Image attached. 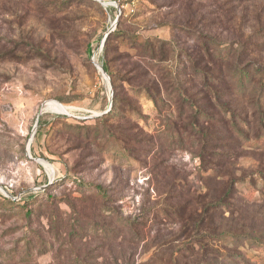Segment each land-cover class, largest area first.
Returning a JSON list of instances; mask_svg holds the SVG:
<instances>
[{
  "label": "rangeland",
  "instance_id": "rangeland-1",
  "mask_svg": "<svg viewBox=\"0 0 264 264\" xmlns=\"http://www.w3.org/2000/svg\"><path fill=\"white\" fill-rule=\"evenodd\" d=\"M101 1L0 0V264H264V0Z\"/></svg>",
  "mask_w": 264,
  "mask_h": 264
},
{
  "label": "trees",
  "instance_id": "trees-1",
  "mask_svg": "<svg viewBox=\"0 0 264 264\" xmlns=\"http://www.w3.org/2000/svg\"><path fill=\"white\" fill-rule=\"evenodd\" d=\"M110 34H108L109 36ZM239 43V48H234L233 45L230 44L229 48L226 46L228 45H218L216 46V51L214 50L213 53L210 54V56L213 59L214 63V69L208 71H204V74H212L215 75L219 71L222 72V66L224 65L223 60L227 59L225 64L227 63V67L229 71L227 70V77H230L231 80L229 81V85H231V91H235L238 86L241 87V89H245L247 91H250L251 89L254 88V86L258 83V81L261 79L259 75H261V70H260V64L258 58L255 56V49L247 44V42H237ZM235 44V43H232ZM105 66V64H104ZM264 71V68H263ZM214 79H218L219 75L214 76ZM262 80V79H261ZM204 114V113H203ZM209 209H205V213L201 215H195L193 214L191 218V222H194L193 224L196 227V232H200L201 229L206 225H204L205 220L208 217ZM214 234H219L217 230L212 229L209 231L208 235L205 237L207 240L211 235ZM201 247L202 249H207L208 244H205L201 242ZM262 249L264 250V246H262ZM225 254H221V263L226 260ZM129 262L132 261L131 258H128ZM171 260L169 259V263Z\"/></svg>",
  "mask_w": 264,
  "mask_h": 264
},
{
  "label": "built area",
  "instance_id": "built-area-1",
  "mask_svg": "<svg viewBox=\"0 0 264 264\" xmlns=\"http://www.w3.org/2000/svg\"><path fill=\"white\" fill-rule=\"evenodd\" d=\"M110 1L112 2V4L110 5L115 6L120 13H122L123 10H127L130 7L133 10V6L137 2V0H110Z\"/></svg>",
  "mask_w": 264,
  "mask_h": 264
},
{
  "label": "water",
  "instance_id": "water-1",
  "mask_svg": "<svg viewBox=\"0 0 264 264\" xmlns=\"http://www.w3.org/2000/svg\"><path fill=\"white\" fill-rule=\"evenodd\" d=\"M98 1H101V0H98ZM102 2V1H101ZM98 66H99V68H101V70L103 71V74L105 75V76H108V74H107V72H106V70L104 69V67H103V65L102 64H98Z\"/></svg>",
  "mask_w": 264,
  "mask_h": 264
},
{
  "label": "bare ground",
  "instance_id": "bare-ground-1",
  "mask_svg": "<svg viewBox=\"0 0 264 264\" xmlns=\"http://www.w3.org/2000/svg\"><path fill=\"white\" fill-rule=\"evenodd\" d=\"M107 5H110V4H112V2L110 1V0H108V1H104Z\"/></svg>",
  "mask_w": 264,
  "mask_h": 264
}]
</instances>
